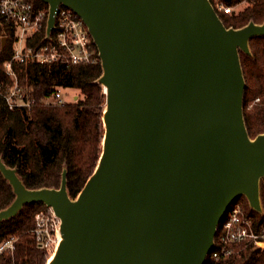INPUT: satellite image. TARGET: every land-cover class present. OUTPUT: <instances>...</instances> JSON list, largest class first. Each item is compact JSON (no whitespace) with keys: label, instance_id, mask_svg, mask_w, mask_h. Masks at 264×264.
<instances>
[{"label":"water","instance_id":"obj_1","mask_svg":"<svg viewBox=\"0 0 264 264\" xmlns=\"http://www.w3.org/2000/svg\"><path fill=\"white\" fill-rule=\"evenodd\" d=\"M83 20L106 95L99 162L74 199L27 189L0 160L15 195L0 222L43 204L60 220L48 264H204L237 198L261 211L264 133L243 123L239 52L264 22L225 28L209 0H45ZM6 37L1 38V48Z\"/></svg>","mask_w":264,"mask_h":264},{"label":"trees","instance_id":"obj_2","mask_svg":"<svg viewBox=\"0 0 264 264\" xmlns=\"http://www.w3.org/2000/svg\"><path fill=\"white\" fill-rule=\"evenodd\" d=\"M209 0L223 26L241 29L248 23L264 22V0ZM232 8L224 14L217 6ZM241 6L239 11L233 8ZM0 84L5 83L3 63L10 60L12 41L6 37L1 48ZM39 37V38H38ZM37 40L40 39V35ZM249 54L239 52L241 72L245 81L242 100L243 123L250 139L264 133V35L249 41ZM95 50L97 48L93 45ZM18 80L30 96L29 108L9 110L0 102V160L14 169L23 185L30 190L58 188L61 174L66 172V192L76 198L96 169L102 151L103 113L106 95L99 81L101 62L94 65L64 66L53 64L15 65ZM76 90L80 97L62 105H49L44 100L52 91ZM67 98L66 93L64 94ZM259 102L247 109L248 102ZM15 199L8 181L0 174V212ZM263 215L243 207L246 217L255 224L264 222V185L259 192ZM43 204L25 205L14 217L0 222V244L13 237L12 254L0 255V264H46L50 259L34 240V217ZM204 264H264V250L239 248L233 257L214 262L208 257Z\"/></svg>","mask_w":264,"mask_h":264},{"label":"built area","instance_id":"obj_3","mask_svg":"<svg viewBox=\"0 0 264 264\" xmlns=\"http://www.w3.org/2000/svg\"><path fill=\"white\" fill-rule=\"evenodd\" d=\"M217 9L224 14L232 11V8L221 5ZM49 10L45 0H0V29L12 41L11 58L3 63L7 80L0 84V102L9 110L29 108L33 104L18 80L15 65L78 66L98 63V51L83 20L70 8L59 4L48 31ZM67 98L61 88H56L44 103L62 105L69 100ZM258 102L256 98L252 105ZM33 225L32 234L38 248L45 250L51 258L61 242L59 218L45 207L35 215ZM14 241L13 237L3 241L0 255L12 254ZM246 247L264 250V222L255 224L245 216L243 206L234 203L219 219L207 257L214 262L226 260L233 257L239 248Z\"/></svg>","mask_w":264,"mask_h":264},{"label":"rangeland","instance_id":"obj_4","mask_svg":"<svg viewBox=\"0 0 264 264\" xmlns=\"http://www.w3.org/2000/svg\"><path fill=\"white\" fill-rule=\"evenodd\" d=\"M217 1L216 0H214V3H216ZM218 5H220V4H218ZM226 8V7H225ZM241 8V6H239V7H237V8H233L235 11H239V9ZM4 36V35H3ZM5 43H6V41H5ZM4 43V44H5ZM66 93V95H67V99H69V100H71L72 99V97H80L81 95H79V92L78 91H76V90H69V91H67V92H63V95ZM252 102L253 101H250V102H248V105H247V107L249 106V105H251L252 107L254 106V105H252ZM251 106L250 107H248L247 109H249V108H251ZM252 109V108H251ZM264 185V178L262 179V180H260V182H259V187L261 188V186H263ZM234 203H238V204H241V206H243V207H246L247 205H249V204H247V201H246V199L244 198V197H240V198H237V199H235L234 201H233V203H231L232 205L231 206H233V204ZM259 214L260 215H263V209H262V206H261V211L259 212ZM48 262V261H47ZM47 264V263H46Z\"/></svg>","mask_w":264,"mask_h":264},{"label":"bare ground","instance_id":"obj_5","mask_svg":"<svg viewBox=\"0 0 264 264\" xmlns=\"http://www.w3.org/2000/svg\"><path fill=\"white\" fill-rule=\"evenodd\" d=\"M49 209H50V208H49ZM50 211H51L52 213H54L52 209H50ZM60 240H61V236H60ZM52 259H53V256H51V258L48 260L47 264H48Z\"/></svg>","mask_w":264,"mask_h":264}]
</instances>
